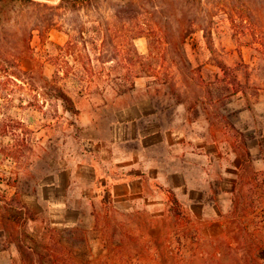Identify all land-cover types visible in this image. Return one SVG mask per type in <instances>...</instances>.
<instances>
[{
    "label": "rangeland",
    "instance_id": "1",
    "mask_svg": "<svg viewBox=\"0 0 264 264\" xmlns=\"http://www.w3.org/2000/svg\"><path fill=\"white\" fill-rule=\"evenodd\" d=\"M58 2L2 7L0 248H13L27 264H76L93 251L88 233L111 241L139 233L145 241L125 237L117 247L140 243L151 254L160 247V264L232 261L242 224L264 220V205L257 208L264 199V0H101L79 11L50 8ZM137 30L143 36L131 38ZM56 86L76 110L56 98ZM206 134L218 146L211 183L235 181L237 188L219 220L177 216L168 204L155 225L147 212L128 219L106 202L107 175L137 158L144 144L159 143L157 153L165 154L180 139ZM11 146L19 150L15 158ZM29 220L99 225L29 230ZM159 227L161 241L154 238ZM214 229L217 236L201 234ZM41 233L50 239H39Z\"/></svg>",
    "mask_w": 264,
    "mask_h": 264
},
{
    "label": "crops",
    "instance_id": "2",
    "mask_svg": "<svg viewBox=\"0 0 264 264\" xmlns=\"http://www.w3.org/2000/svg\"><path fill=\"white\" fill-rule=\"evenodd\" d=\"M183 141V139L178 140L174 144L175 150H168L165 154L157 153L158 146L161 145L159 143L144 144L137 158L124 161L122 167L114 168L107 175L106 202L114 209L122 211L128 219L137 213L140 215L147 212L152 217L148 221L155 220L153 223L156 225L158 224L156 220L163 217L166 206L170 204L166 194L171 192L177 198L182 214L190 220H201L205 223L208 220H219L222 214L228 212L234 205L235 181L218 183V185L211 183L208 167L212 153L215 148L218 149V146L216 141L210 140L208 134L190 138L187 143ZM211 146H214V150L210 149ZM169 147L167 145L168 149ZM180 156L186 157L181 164L178 163ZM196 159H199V163H196ZM84 201L88 202L89 198L85 197ZM123 221L129 223L132 220ZM136 221L141 223L144 220L140 217V220ZM34 224L41 225L40 228L43 229L45 225L52 229L63 227L88 229L95 228L99 222L98 220H29L26 223L28 228L30 227L29 230ZM158 229V234L155 233L154 238L156 240L158 237V241H161L162 228ZM154 230H157L156 226ZM201 234L218 235L215 229L214 232L201 231ZM47 236L41 233L39 239L49 240L51 235ZM134 236L138 237L139 241H145V235L139 233L114 235L112 241L108 235L88 233L85 239L94 245L93 251L76 260V264H160V247H157L152 254L147 253L140 243L136 246L126 244L122 250L117 247L118 244L126 241V238ZM0 264L27 263L13 248H0Z\"/></svg>",
    "mask_w": 264,
    "mask_h": 264
},
{
    "label": "trees",
    "instance_id": "3",
    "mask_svg": "<svg viewBox=\"0 0 264 264\" xmlns=\"http://www.w3.org/2000/svg\"><path fill=\"white\" fill-rule=\"evenodd\" d=\"M35 0H0V24L4 22V13L2 10L3 4L8 2H34ZM101 0H59L56 6H51V9H69L72 11H79L84 9H90L92 7H95L99 4ZM47 6V4H45ZM37 27V25H36ZM33 29H37V28ZM143 36L142 30L134 31L131 38H138ZM73 45L72 41H68L66 46L70 47ZM140 58V56H138ZM140 74V73H139ZM138 76V75H137ZM132 86L134 85V81L131 82ZM56 98L63 101L64 106L66 109L70 111L76 110V105L71 98V96L65 91V89L61 86H56ZM15 146H11L10 148H7L8 155L12 157H17V154L19 150L16 151L14 149ZM244 154V163L242 166V169L245 168V162L250 158V152L247 150ZM243 178V175L240 176V179ZM238 184V182H237ZM236 184V186H237ZM235 187V191H236ZM234 191V192H235ZM167 199L174 210L175 214L177 216L182 215V210L180 207V204L175 197V195L171 192L167 193ZM5 198V196H3ZM2 199H0V202ZM264 199L262 198V201L260 200V205L257 208H262L264 204ZM237 205V203H236ZM255 210V209H253ZM249 211H245L246 215H248ZM253 227V229H251ZM241 230L245 231V234L243 235V239L241 241L240 246V254L236 258H233L226 262H215L213 264H264V220H251V222H246L242 224ZM232 262V263H231Z\"/></svg>",
    "mask_w": 264,
    "mask_h": 264
}]
</instances>
